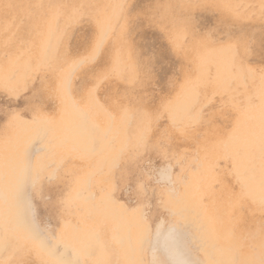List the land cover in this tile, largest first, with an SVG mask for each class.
<instances>
[{
	"label": "rangeland",
	"instance_id": "obj_1",
	"mask_svg": "<svg viewBox=\"0 0 264 264\" xmlns=\"http://www.w3.org/2000/svg\"><path fill=\"white\" fill-rule=\"evenodd\" d=\"M262 230L264 0H0V264H170L179 232L237 264Z\"/></svg>",
	"mask_w": 264,
	"mask_h": 264
},
{
	"label": "bare ground",
	"instance_id": "obj_2",
	"mask_svg": "<svg viewBox=\"0 0 264 264\" xmlns=\"http://www.w3.org/2000/svg\"><path fill=\"white\" fill-rule=\"evenodd\" d=\"M148 4V3H147ZM150 4V3H149ZM131 5V4H130ZM129 5V6H130ZM137 7V6H136ZM142 7V6H141ZM171 8H173V6H170V7H167L166 9L168 10V9H171ZM131 10V9H130ZM166 10V11H167ZM147 13V12H146ZM213 14V13H212ZM130 15V14H129ZM210 15V14H209ZM197 16V15H196ZM212 16V15H211ZM137 17V16H136ZM213 17V16H212ZM143 18V17H142ZM197 18H198V16H197ZM139 19V18H138ZM140 20V19H139ZM143 20V19H142ZM206 20V19H205ZM132 21V20H131ZM138 21V20H137ZM213 21V20H212ZM210 22V21H209ZM262 23V22H261ZM148 25V24H147ZM211 25L212 24H210V25H208L207 24V26H210L211 27ZM235 25V24H234ZM257 25V24H256ZM83 26V25H82ZM134 26V25H133ZM137 26H140V25H137ZM151 26V25H150ZM149 26V27H150ZM130 27V26H129ZM85 28V27H84ZM136 28V27H135ZM194 28V27H193ZM134 29V28H133ZM203 29V28H202ZM207 29V28H206ZM250 29V28H249ZM203 30H205V29H203ZM219 30H221L222 31V29H219ZM233 30V29H232ZM134 31V30H133ZM231 31V30H230ZM234 31V30H233ZM251 31V30H250ZM90 32V31H89ZM132 32V31H131ZM161 32V31H160ZM201 33H202V31H201ZM229 33V32H228ZM236 33V32H235ZM251 33H252V31H251ZM91 34V33H90ZM212 35V34H211ZM97 36H99L98 37V48H97V50H96V53H98L99 51H100V49H101V45L103 44V42H104V40H105V38H106V31H103V32H101L100 33V35H97ZM136 36H138V35H136ZM251 36V35H250ZM225 37V36H224ZM89 38V37H88ZM161 38V37H160ZM75 39V38H74ZM73 39V40H74ZM155 39V38H154ZM224 39V38H223ZM80 42V41H79ZM69 43V42H68ZM135 43H136V41H135ZM154 43V42H153ZM81 45V44H80ZM135 45H137V44H135ZM134 45V46H135ZM169 45V44H168ZM138 46V45H137ZM74 46H72L71 48H73ZM79 47V46H78ZM160 47V46H159ZM105 48V47H104ZM168 49V48H167ZM70 50V49H69ZM140 50V49H139ZM159 50V49H158ZM163 50V49H162ZM172 51V50H171ZM104 52V51H103ZM249 53V52H248ZM142 54V53H141ZM173 55H174V52H173ZM105 56V55H104ZM163 56V55H162ZM175 56V55H174ZM101 57V56H100ZM164 57V56H163ZM99 57H97V59H98ZM105 58V57H104ZM103 58V59H104ZM96 59V60H97ZM148 59V58H147ZM169 59V58H168ZM166 59H164V61H165ZM183 60V59H182ZM181 60V61H182ZM254 60V59H253ZM184 61V60H183ZM246 61V60H245ZM251 61V60H250ZM102 62V61H101ZM105 62V61H104ZM116 62H118V61H116ZM139 62V61H138ZM166 62V61H165ZM184 63V62H183ZM186 63V62H185ZM101 64V63H100ZM142 64V63H141ZM147 64V63H146ZM180 64V63H179ZM93 65V64H92ZM96 65V64H95ZM144 65V64H143ZM157 65V64H156ZM99 66V65H98ZM141 68V67H140ZM87 69V68H86ZM257 69V68H256ZM142 70V69H141ZM81 71V70H80ZM83 71V70H82ZM86 71V70H85ZM88 73V72H87ZM42 75V74H41ZM46 75V74H45ZM83 75V74H82ZM140 75V74H139ZM181 75V74H180ZM56 77H57V75H56ZM70 79H71V75L67 78V85H68V89H69V93H71V87L69 86V83H70ZM74 79H75V77H74ZM82 79V78H81ZM143 79V78H142ZM150 79V78H149ZM79 80V79H78ZM148 80V79H147ZM82 81V80H81ZM142 81V80H141ZM43 82V81H42ZM85 82V81H84ZM147 82V81H146ZM74 83V82H73ZM142 83V82H141ZM145 83V82H144ZM79 84H81V83H79ZM83 85V84H82ZM81 85V87H83ZM105 85V84H104ZM119 85V84H118ZM147 85V84H146ZM121 86H123V85H121ZM140 86H141V84H140ZM155 86V85H154ZM166 86H167V84H166ZM174 86V85H173ZM120 87V86H119ZM129 87V86H128ZM121 88V87H120ZM124 88V87H123ZM168 88V87H167ZM167 88H166V90H167ZM187 89H186V93H185V95L187 96V95H189V96H191L192 94L194 95L196 92H195V89L194 88H191V87H189V86H187L186 87ZM78 89V88H77ZM109 89V88H108ZM98 90H99V88H98ZM117 91V90H116ZM148 91V90H147ZM79 92V91H78ZM77 92V93H78ZM101 92V91H100ZM118 92V91H117ZM165 92V91H164ZM194 92V93H193ZM155 93V92H154ZM161 93V92H160ZM41 94V93H40ZM155 97V96H154ZM155 99V98H154ZM86 100H88L87 99V97H86ZM185 100H187V99H185ZM46 101V100H45ZM151 101H152V99H151ZM50 103V102H49ZM78 108H81V109H79V110H81V111H86L87 113H89V111H91L92 112V110H93V108L92 107H90V106H88V104L85 106V108L84 107H78ZM87 108V109H86ZM44 109V108H43ZM216 111V110H215ZM221 112V111H220ZM216 113V112H215ZM216 115V114H215ZM214 116V115H213ZM218 116V115H217ZM233 116V115H232ZM214 118V117H213ZM234 118V117H233ZM233 120V119H232ZM67 125V123H65V126ZM237 131L239 132V131H242V130H247L248 129V127L246 128L245 126H243V125H237ZM221 131V130H220ZM219 131V132H220ZM101 133H105V131H101ZM152 135H155V134H152ZM222 135V137L224 136V131H221L220 133H218L216 136H215V139L217 138V137H220ZM152 139V138H151ZM207 140H203V141H201L199 144L200 145H206L207 144ZM192 147V146H191ZM208 175L210 174V172L209 173H207ZM209 182V181H208ZM62 190V189H61ZM53 191V190H52ZM58 191V190H57ZM96 192V191H95ZM199 207V206H198ZM210 214H215L214 213V210H211L210 212H208L207 214H205V216H202V218H205V219H208V217H210L211 215ZM56 219H57V217H55ZM130 224V223H129ZM231 226V225H230ZM141 233V232H140ZM149 233V232H148ZM217 233H215L214 232V229L211 227V224H209V225H203L202 226V229H201V235L204 237V239H205V241L204 240H202L204 243H206L207 245H210L211 246V248L213 249V247L214 246H216L215 245V243L212 241V240H214V241H216V239H215V237L218 235H216ZM139 234H138V230H136L135 232H133L132 230H127L125 233H124V236L127 238V239H129V242L131 243V247H135V243H136V241L139 239L138 236ZM141 235V234H140ZM178 235H179V238H180V232L176 235V237L178 238ZM155 237V236H154ZM175 237V235L174 234H172V233H167L166 235H165V237L164 238H160V237H156V239L154 240V250L157 248V247H162V251H164V253L166 254V256H167V258H168V260H169V262H170V264H175V262H177V261H184V260H188V261H192V260H190L188 257H187V255H186V253H184L183 251V246H182V241L180 242L179 241V239H177ZM249 238V237H248ZM180 240H181V238H180ZM258 240H260V238L258 237ZM146 243V242H145ZM152 244V245H153ZM77 247V246H76ZM76 247L74 246V251L75 250H77L76 249ZM152 247V246H151ZM78 248V247H77ZM101 251H103V249H101ZM143 251V250H142ZM155 252V251H154ZM232 251H230L229 253H231ZM146 254V253H145ZM152 254H154V253H152ZM224 254L225 255H228L227 253H225L224 252ZM216 255H217V260L218 261H220V260H222L221 259V257L223 258V255L222 254H220V253H216ZM189 256H190V254H189ZM155 257V256H154ZM237 258V257H236ZM152 261L154 260L153 258L151 259ZM223 260H224V258H223ZM193 262V261H192ZM71 264V263H70ZM193 264H195L194 262H193ZM206 264H207V262H206Z\"/></svg>",
	"mask_w": 264,
	"mask_h": 264
},
{
	"label": "snow or ice",
	"instance_id": "obj_3",
	"mask_svg": "<svg viewBox=\"0 0 264 264\" xmlns=\"http://www.w3.org/2000/svg\"><path fill=\"white\" fill-rule=\"evenodd\" d=\"M104 77L100 78V84L96 85V87L103 86ZM128 195L130 198L135 200L138 204L141 205L139 211L141 215L147 219L151 214L153 208L152 205L147 202L146 198V186H139V187H130L128 190ZM159 211V209H157ZM256 245L253 244V247ZM259 255L258 259H251L245 261H238L237 264H264V230L261 232L260 240H259ZM161 264H168L167 261H161ZM175 264H193L192 261L184 260V261H177Z\"/></svg>",
	"mask_w": 264,
	"mask_h": 264
}]
</instances>
